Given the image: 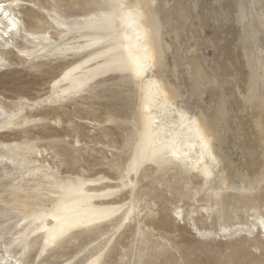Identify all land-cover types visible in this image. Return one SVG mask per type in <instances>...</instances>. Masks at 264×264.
Wrapping results in <instances>:
<instances>
[{"label": "bare ground", "instance_id": "bare-ground-1", "mask_svg": "<svg viewBox=\"0 0 264 264\" xmlns=\"http://www.w3.org/2000/svg\"><path fill=\"white\" fill-rule=\"evenodd\" d=\"M61 2L0 0V78L3 87H13L8 95L0 92V264L25 260L50 264L57 249H70L76 244L81 245L79 251L55 264H108L111 252L117 247L123 249L125 235L134 247L127 264H145L154 252H165L171 245L147 222L139 207V200L147 194H161L178 180L191 184V178H196L194 191L187 188L179 193L189 209L177 204L171 209L172 218L185 224L198 215L207 221L224 217V200L240 196L229 182L234 171H240L249 183L264 180V92L257 93L253 86L242 14L236 0H221L231 23L215 28L222 57L216 56L211 66L217 98L208 106L201 98L211 74L202 63L200 46L204 41L197 34H204V6L209 0H198L199 27L193 24L191 0ZM113 3L122 7H108ZM69 5H75V9ZM22 8L34 14L35 21L26 22ZM255 15L264 30V11L257 10ZM187 30L194 34L191 52L182 44ZM116 57L129 62L147 59L150 67L140 79L133 77L130 88L123 74L104 70ZM55 68L61 70L49 80L50 94L45 99L30 97L29 91L37 89L44 74H55ZM13 70L25 75L7 78ZM231 76L232 87L228 85ZM261 83L264 86V74ZM148 89L153 92L152 98H146ZM250 92L252 101L245 104L241 97ZM185 98L193 105L192 112L177 104ZM64 99L82 108L103 104L110 122L120 120L126 125L122 137L126 158L120 159L121 151L111 152V157L119 158L112 163L104 150L116 146L109 149V145L96 142V154L91 156L87 151V168L75 172L79 147L88 143L74 136L70 146L60 132L78 124L71 118L46 114L53 109L51 102ZM64 107H60L63 113H68ZM79 122L92 123L86 119ZM237 146L242 155L236 165L233 157ZM160 149L168 161L163 166L149 158ZM99 165L118 170L114 176L87 174L88 167ZM121 170L127 174V187L117 184ZM152 173L159 174L154 184L152 177L146 181ZM81 183L82 189L76 190ZM117 187L120 191L113 195ZM204 200L208 204L198 203ZM81 201L103 210V214L86 217L84 226L51 240L50 230L59 229L66 219L85 211ZM57 205L62 208L54 217ZM262 221L264 214L254 209L245 221L221 224L217 230L199 227L195 222L189 229L201 240L251 236L264 243ZM105 225L109 230L96 236ZM201 234H207V238ZM154 238L162 243L154 244Z\"/></svg>", "mask_w": 264, "mask_h": 264}, {"label": "rangeland", "instance_id": "rangeland-1", "mask_svg": "<svg viewBox=\"0 0 264 264\" xmlns=\"http://www.w3.org/2000/svg\"><path fill=\"white\" fill-rule=\"evenodd\" d=\"M37 3L44 0H34ZM48 1V0H47ZM61 4L64 5L68 0H61ZM79 1V0H77ZM189 1V0H188ZM238 4L239 12L242 14L243 19V36L245 44V52L248 58V62L251 66L252 75L255 82L253 86L257 93L264 92V86L261 83V78L264 74V30L260 29L258 21L256 20L255 11H264V0H236ZM71 6V5H69ZM75 9V5H72ZM64 12L68 13L69 8L65 9ZM83 8V7H78ZM24 19L27 22L35 21L34 14L28 12L26 8H22ZM204 11L207 15L205 19L204 34L199 35L204 41L200 46V54L202 63L206 69L210 71L211 80L207 85L206 91L204 92L201 101L210 105L215 102L217 95L215 93V73L211 68L213 60L216 56L222 57V52L219 49L220 40L215 38V28H226L231 23L229 11L224 9L221 0H209V5L204 6ZM190 13L193 19V24L196 27L200 26L199 14L201 13V8L198 6V0H191ZM225 33V30H222ZM194 34L191 30H187L186 36L183 37L182 44L185 46L188 52L193 50ZM172 51L175 58L176 47L172 44ZM171 63V58L168 60ZM56 73H46L44 74L40 81L37 89L29 91L30 97H42L45 99L46 96L50 94V84L49 80L57 75L61 68H55ZM19 75L23 76L16 70L9 72L6 77L16 79ZM186 77L189 79L190 75L187 74ZM3 78H0V92L8 95L13 91V87L7 85L2 86ZM188 81H185L187 83ZM234 82L233 77L228 78V85L232 87ZM183 86V85H182ZM102 103L106 102L101 100ZM116 102L111 101L110 104ZM64 109L68 113H63L64 111L60 108L64 106ZM177 104L182 106L189 112L193 111V105L185 98L183 100H178ZM51 107L53 109L46 110V114L50 117L61 116L62 119L71 118V120L78 124L76 127L70 128L67 131H61V136L70 146L73 145L74 136H79L80 140L84 143L87 142L88 146L79 147L78 157L73 164V169L75 172L81 173L84 168H87V163H84L85 158H87V151L90 155H95L99 147L96 142L101 144L109 145V149L112 146L116 148L108 151L105 148L104 152L108 159L112 160V163L119 161V158L110 156V153L120 152V159L124 160L126 155L124 154V147L122 144V137L124 136V131L127 126L123 125L120 120L117 122H110L111 117L106 113L103 104L85 106L84 108L77 106L68 99L62 101L51 102ZM210 108L208 107L209 111ZM86 119L92 123H80L79 121ZM237 122L234 120V127L237 129ZM90 139L93 141L90 142ZM241 150L237 146L235 147V155L233 157L234 163L237 165L241 158ZM61 162V160H60ZM62 170L66 169V166L61 165ZM118 169L111 168V165L104 166L99 165L96 167H88L87 174L92 177H97L98 174H103L107 176H114ZM156 182L159 178V174L152 173L146 181L149 179ZM229 182L234 186L235 191L240 193L238 198L228 197L224 200L223 208L221 209V214L223 218L213 220H206V217L198 215L192 219H188L185 224L180 221L179 218L174 220L171 216V209L175 204L182 205L184 208L189 209V205L179 198V193L185 189H190L194 191V188L198 185V180L196 178H191V184H188L185 180H178L174 184L172 181V186L165 188L164 192L161 194H147L144 198L140 199L138 204L147 222L151 224L158 232L163 234L170 246L162 252H154L148 259L147 264H264V243H262L258 238L251 236L248 237H237L231 240L222 241L218 239H208L201 240L191 233L189 227L195 222L199 227L209 228L212 230H217L220 228L221 224H231L237 221H245L248 215L253 213L254 209L259 210L264 214V180L260 184L249 183V181L244 177V175L236 170L230 177ZM244 187H248L247 190ZM170 194V195H168ZM199 204H208L207 201H199ZM196 203L195 206L199 204ZM241 210H246V213L241 212ZM109 226L105 225L101 227L100 232L98 231L96 236H100L101 232L109 230ZM103 237V236H102ZM101 237V238H102ZM128 235L122 238L121 244L123 249L117 247L114 249L108 257V264H127L130 252L134 247L130 244L128 240ZM154 244L158 245L162 243L159 238L152 239ZM81 249V245L76 244L70 249L59 248L54 252V255L50 258L49 263L55 264L63 262L64 260L71 257L75 252ZM159 249V248H157Z\"/></svg>", "mask_w": 264, "mask_h": 264}, {"label": "snow or ice", "instance_id": "snow-or-ice-1", "mask_svg": "<svg viewBox=\"0 0 264 264\" xmlns=\"http://www.w3.org/2000/svg\"><path fill=\"white\" fill-rule=\"evenodd\" d=\"M108 7H111L113 9L121 8L122 5L113 3L108 5ZM150 65L147 62V59L143 61H137V62H129L121 57H116L111 60L109 64H107L104 68L105 71L114 72V73H121L123 74V77L127 80L129 87L131 88L132 84L134 83L133 77L136 79H140L142 76V73L148 71ZM153 92L151 89L147 90L146 98H152ZM241 99L244 101L245 104L252 101V95L251 92L247 96L241 97ZM261 130L264 131V122L261 123ZM143 156V153H142ZM152 162L157 163L158 166H163L164 164L168 163L166 158L163 155V150L160 149L158 151H154L151 154V157H149ZM131 168L129 169V174L131 172ZM126 173H124L122 170L120 171V180L117 181V184H124L125 187L129 186L128 181L126 179ZM82 189V183L78 186L76 190ZM62 190H64L62 188ZM120 188L117 187L115 190H113L112 194L115 195V193L119 192ZM104 195V194H101ZM80 207L82 209H85L83 212H78L74 217L70 219H66L65 222L61 225L59 229L56 230H50L51 231V240H56L59 236L65 235V233L70 232L74 228H79L84 226L85 224V218L90 216H100L103 214V210L101 209H92L88 206L87 201H81ZM62 208V205H57L55 210L53 211L52 215L56 217L58 213L60 212ZM43 219V218H41ZM90 222V221H89ZM264 223V221H262ZM205 238H207V234H201ZM45 243H49V241H45ZM262 252H264V249H262ZM19 264H31L29 260H25L22 262H19ZM147 264V262H145Z\"/></svg>", "mask_w": 264, "mask_h": 264}]
</instances>
